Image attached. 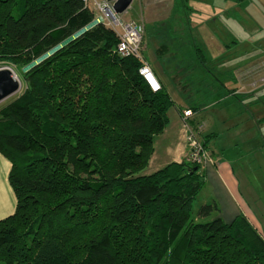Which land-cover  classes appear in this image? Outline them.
Masks as SVG:
<instances>
[{"label":"trees","instance_id":"trees-1","mask_svg":"<svg viewBox=\"0 0 264 264\" xmlns=\"http://www.w3.org/2000/svg\"><path fill=\"white\" fill-rule=\"evenodd\" d=\"M97 17L82 0H0V64L26 85L0 109L17 200L0 221V264H264V235L243 213L226 222L214 199L194 213L203 166L143 173L174 101L117 53L114 28L100 23L23 72Z\"/></svg>","mask_w":264,"mask_h":264},{"label":"crops","instance_id":"crops-1","mask_svg":"<svg viewBox=\"0 0 264 264\" xmlns=\"http://www.w3.org/2000/svg\"><path fill=\"white\" fill-rule=\"evenodd\" d=\"M134 1L143 10L137 21L144 24L145 34L147 22H151L153 26L151 48L150 44L146 45L145 37L144 58L174 101V106L169 111V124L164 133L156 137L154 153L143 173L152 174L170 163H180L187 158L188 129L182 114L183 111L192 109L193 117L190 120L203 125L202 137L207 136L209 139L211 162L202 167L205 187L212 189L210 198L219 203L222 209L220 216L224 221L231 222L240 214L241 209L236 197L239 189L234 171H230L231 162L226 158V152L230 150L227 142L230 145L232 141L239 146L246 145L247 141L254 140L250 132L257 128H217L216 125L224 120H219L221 115L216 111L228 102L237 101L247 102L257 112L258 103H253L254 98L258 94L264 97V50L251 61V67L239 65L229 71H219V59L227 51L239 48L242 43L235 39L230 46L218 39L220 31L214 30L210 24L217 22L219 17L211 18L210 15L213 14L202 15L194 10L176 12L173 10V0ZM221 1L227 2V6L231 4L233 10L246 3ZM247 16L252 17L250 14ZM252 51L255 55L256 49ZM260 105L264 103L261 101ZM259 111L264 114V107H260ZM209 112L213 116H209ZM259 122L263 123L264 118ZM244 134L248 136L244 137ZM11 168V163L0 153V221L16 211V195L9 182ZM247 218L249 219L248 216Z\"/></svg>","mask_w":264,"mask_h":264},{"label":"rangeland","instance_id":"rangeland-1","mask_svg":"<svg viewBox=\"0 0 264 264\" xmlns=\"http://www.w3.org/2000/svg\"><path fill=\"white\" fill-rule=\"evenodd\" d=\"M96 1L102 3L108 0ZM244 1L246 3L242 6H237L236 10H233L231 4L227 6V2L221 0L190 1V7L194 11L202 15L213 14L210 15L211 18H220L217 22L210 24L214 30L220 31L219 40L230 46H232L235 39L239 40L240 43L242 42L239 48L227 51L222 59H219V71H229L232 67L239 65H248L247 67H251L249 66L251 61L255 59L256 55L260 56V51L264 50V0ZM206 2L213 3L214 6L208 5ZM142 11L138 3L134 1L130 9L119 16L123 22L131 20L138 22L137 20L141 18ZM249 14L252 17L249 18L247 16ZM239 15L240 17H238ZM98 16H101V13H98ZM152 32L153 26L151 22H147L145 37L146 45L147 43L148 46L150 44L149 48H151V39L153 38ZM253 49H256L255 55L252 54ZM148 55L149 51H147ZM2 67L6 66L0 64V68ZM13 71L20 79V71ZM20 81L22 82V90L20 93H22L26 85L21 79ZM19 94L2 103L0 109L12 102ZM261 101L264 103V97L258 94L253 101V103H258L256 104L257 112H255L254 106H249L247 102L231 101L222 107H218V111L216 112L221 115L219 120H224V122L218 123L216 126L217 128H257L256 131L251 130L250 132L254 140L247 141L246 145L239 146L233 141L230 145V142H227L230 150L226 152V158L231 162L230 171H234L235 180L239 189L236 197L241 212L245 213L252 224L264 235V122H259L261 118H264V114L259 111V108L264 107V105H260ZM208 115L211 116V112ZM245 135L248 136V134H244V137H246ZM240 153H242V156H239ZM235 160L237 161L234 162ZM212 194V189L209 186L201 191L194 203V213L197 212L201 205L213 200L210 198Z\"/></svg>","mask_w":264,"mask_h":264},{"label":"built area","instance_id":"built-area-1","mask_svg":"<svg viewBox=\"0 0 264 264\" xmlns=\"http://www.w3.org/2000/svg\"><path fill=\"white\" fill-rule=\"evenodd\" d=\"M86 5H91L98 13H101V23H106L114 28L120 37L117 46V53L123 58H136L143 62L139 69V75L153 92L162 90V84L152 69L151 65L144 58V38L145 26L141 22L131 21L123 22L119 15L112 13V3L98 2L96 0H82ZM104 15V16H103ZM193 117V111L187 109L183 111L182 118L185 122L188 134V155L187 159L197 165L206 166L211 162V156L203 144V125H197L195 128L189 125Z\"/></svg>","mask_w":264,"mask_h":264},{"label":"water","instance_id":"water-1","mask_svg":"<svg viewBox=\"0 0 264 264\" xmlns=\"http://www.w3.org/2000/svg\"><path fill=\"white\" fill-rule=\"evenodd\" d=\"M134 0H108L109 3H112V13L114 16L116 15H122L125 12L128 11V9L131 7ZM101 23V17L98 16L93 22L88 24L85 28L74 34L72 37L55 47L54 49L50 50L37 60L30 63L28 66L23 68V72H28L35 66L42 63L44 60L48 59L52 55H54L56 52L61 50L63 47H65L68 43L72 42L73 40L77 39L81 35H83L85 32L89 31L96 25ZM22 90V82L20 79L16 76V73L10 68V67H2L0 68V105L7 101L8 99L16 96L19 94Z\"/></svg>","mask_w":264,"mask_h":264}]
</instances>
